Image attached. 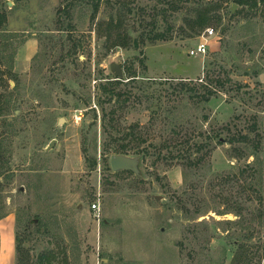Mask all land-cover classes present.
I'll return each mask as SVG.
<instances>
[{
	"label": "rangeland",
	"instance_id": "rangeland-1",
	"mask_svg": "<svg viewBox=\"0 0 264 264\" xmlns=\"http://www.w3.org/2000/svg\"><path fill=\"white\" fill-rule=\"evenodd\" d=\"M258 1L0 0V264H264Z\"/></svg>",
	"mask_w": 264,
	"mask_h": 264
},
{
	"label": "trees",
	"instance_id": "trees-1",
	"mask_svg": "<svg viewBox=\"0 0 264 264\" xmlns=\"http://www.w3.org/2000/svg\"><path fill=\"white\" fill-rule=\"evenodd\" d=\"M234 2H235V4H237L238 6H241V7H245L247 5H249L250 7H257L258 3H259L258 0H234ZM97 12H99V6L96 3L95 4V14H94L93 18H96V13ZM6 19H7V17L4 14L0 13V27H2L6 23ZM149 40L152 43H155L156 41H159V40H167V38H166L165 34L157 33L154 36L149 37ZM135 46L139 47L140 46V42L136 41L135 42ZM129 75H130V77H128L129 79L132 78L133 80H135V78L137 77L136 75H132L131 73H129ZM121 82H122V80L112 81V82H110L111 83L110 85L115 87V86L119 85ZM102 88H103L104 92H108V94L111 95V99H113L115 97V95H117V94H115V91H113L114 89L109 91L107 85L102 86ZM234 141H236V140L234 139ZM114 154L128 155L127 154V150L124 147H120V148L115 149L112 152V155H114ZM96 165H97V163L95 162L93 164V167L95 168ZM2 219H3V217L2 218L0 217V220H2ZM17 242H18V239H17ZM45 261H47V257L45 255H41L39 257V264H46Z\"/></svg>",
	"mask_w": 264,
	"mask_h": 264
},
{
	"label": "water",
	"instance_id": "water-1",
	"mask_svg": "<svg viewBox=\"0 0 264 264\" xmlns=\"http://www.w3.org/2000/svg\"><path fill=\"white\" fill-rule=\"evenodd\" d=\"M234 8H237V6L234 5ZM111 70L117 79L121 80L124 77V71L119 64L113 63L111 65ZM55 142L56 141H53L51 143L50 148L54 146ZM139 164H140L139 158H132L127 155L114 154L110 158V165L115 173L120 171H131L136 175H139L140 173Z\"/></svg>",
	"mask_w": 264,
	"mask_h": 264
},
{
	"label": "built area",
	"instance_id": "built-area-1",
	"mask_svg": "<svg viewBox=\"0 0 264 264\" xmlns=\"http://www.w3.org/2000/svg\"><path fill=\"white\" fill-rule=\"evenodd\" d=\"M214 35L213 30H207L206 33L201 36L198 44L189 52L191 57H199V56H207L210 49V39ZM83 118V113L80 112L79 115L76 116L77 121H81ZM94 209H98V205L94 204Z\"/></svg>",
	"mask_w": 264,
	"mask_h": 264
}]
</instances>
